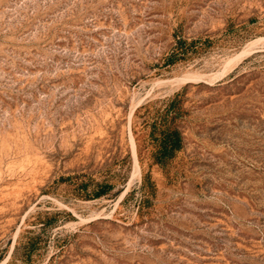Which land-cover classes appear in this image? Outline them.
Returning <instances> with one entry per match:
<instances>
[{
    "label": "rangeland",
    "instance_id": "1",
    "mask_svg": "<svg viewBox=\"0 0 264 264\" xmlns=\"http://www.w3.org/2000/svg\"><path fill=\"white\" fill-rule=\"evenodd\" d=\"M0 264H264V0H0Z\"/></svg>",
    "mask_w": 264,
    "mask_h": 264
},
{
    "label": "trees",
    "instance_id": "2",
    "mask_svg": "<svg viewBox=\"0 0 264 264\" xmlns=\"http://www.w3.org/2000/svg\"><path fill=\"white\" fill-rule=\"evenodd\" d=\"M199 40L177 39L175 47L167 56L166 63L172 64L179 59H182L186 54L192 50ZM176 99L171 101V104L161 113L157 114L151 122V129L149 131V138L153 143V158L154 162L163 166L182 148L183 138L181 131L172 124L176 114H171L175 109ZM111 188L110 184H101L98 190L93 194V197H99L106 193ZM81 189L86 190V186L82 185ZM35 251V244L33 238H29L26 249L24 251L23 260L30 262L32 253Z\"/></svg>",
    "mask_w": 264,
    "mask_h": 264
},
{
    "label": "bare ground",
    "instance_id": "3",
    "mask_svg": "<svg viewBox=\"0 0 264 264\" xmlns=\"http://www.w3.org/2000/svg\"><path fill=\"white\" fill-rule=\"evenodd\" d=\"M255 43V41L253 40V42L248 43L246 46H244L243 50L240 51L239 54L236 55V57L234 58V60H238L237 58H239L240 56L243 57L244 54H247L246 52L250 50L251 46ZM253 47V46H252ZM230 59V58H229ZM233 60V59H231ZM229 64V63H228ZM225 67V66H224ZM220 74V73H219ZM193 76V75H192Z\"/></svg>",
    "mask_w": 264,
    "mask_h": 264
}]
</instances>
